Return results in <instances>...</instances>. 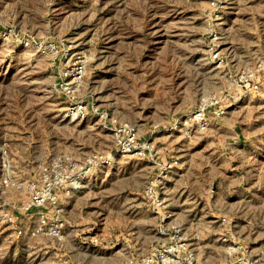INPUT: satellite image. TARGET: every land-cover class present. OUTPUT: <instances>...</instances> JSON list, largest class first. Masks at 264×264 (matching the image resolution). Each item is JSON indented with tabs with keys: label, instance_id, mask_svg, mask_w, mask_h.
I'll return each mask as SVG.
<instances>
[{
	"label": "rangeland",
	"instance_id": "obj_1",
	"mask_svg": "<svg viewBox=\"0 0 264 264\" xmlns=\"http://www.w3.org/2000/svg\"><path fill=\"white\" fill-rule=\"evenodd\" d=\"M190 255L264 264V0H0V264Z\"/></svg>",
	"mask_w": 264,
	"mask_h": 264
},
{
	"label": "built area",
	"instance_id": "obj_2",
	"mask_svg": "<svg viewBox=\"0 0 264 264\" xmlns=\"http://www.w3.org/2000/svg\"><path fill=\"white\" fill-rule=\"evenodd\" d=\"M213 60L215 59L216 61H222V59L219 57L217 52H214L212 55ZM211 103H209L206 99H202L201 102L199 103L198 108L196 109L195 113L192 115V119L187 118L184 120V124H188L189 120L194 121L195 123L202 125L206 124L205 120V111L206 109L210 106ZM83 108L79 105L78 108H76V113L75 114H80L83 116L82 113ZM126 129V134H127V140L124 141H119L120 142V151L121 153H129L131 151V147H134L135 145L132 143L133 142V134L131 133V128L128 127V125H124V130ZM132 143V144H131ZM131 144V147L130 145ZM133 145V146H132ZM136 147V146H135ZM148 148V147H145ZM74 164V161L72 160L71 157H68L66 155H61L57 157H52L51 160L48 162V165L41 170V176L45 179L46 181V195L45 199L47 203L53 207L57 208L56 211L58 212L60 209L58 208L59 206V195L57 193L58 190L64 195V196H70L72 189L78 184V181L81 180V177H75L72 176L71 170L69 171V168ZM84 173V171H82ZM46 219L47 217L44 214L39 215L37 219V225L39 226H44L46 225ZM48 224V223H47ZM64 223L63 221L56 217L53 218L49 222V228L51 231V235L54 237H58L59 234L61 233V229L63 228ZM17 234L21 235L22 234V229L17 230ZM178 247H181L179 245ZM181 251V250H180ZM193 258L190 255L189 259L187 260L188 264H192Z\"/></svg>",
	"mask_w": 264,
	"mask_h": 264
}]
</instances>
